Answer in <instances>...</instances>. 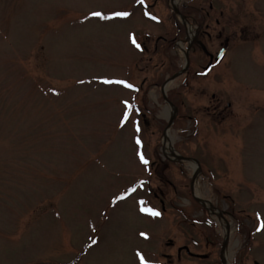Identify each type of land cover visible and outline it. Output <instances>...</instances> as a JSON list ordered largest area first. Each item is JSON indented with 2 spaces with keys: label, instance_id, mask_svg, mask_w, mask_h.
<instances>
[{
  "label": "rangeland",
  "instance_id": "374dc122",
  "mask_svg": "<svg viewBox=\"0 0 264 264\" xmlns=\"http://www.w3.org/2000/svg\"><path fill=\"white\" fill-rule=\"evenodd\" d=\"M219 3L197 46L179 1L0 0V264H264V0Z\"/></svg>",
  "mask_w": 264,
  "mask_h": 264
},
{
  "label": "flooded vegetation",
  "instance_id": "af4514ba",
  "mask_svg": "<svg viewBox=\"0 0 264 264\" xmlns=\"http://www.w3.org/2000/svg\"><path fill=\"white\" fill-rule=\"evenodd\" d=\"M165 1H167V0H165ZM177 1L181 2L179 9H178L181 17H183V19L185 18L187 22L191 23V26H193V27L195 26V33L198 35V38H197L196 42L194 39L193 44L196 43L197 46H201V43H200L201 37H203L204 34L206 35L207 39L211 40L212 34L209 32V30H210L209 28H212L211 30H213V31L217 30V28H213L212 23L214 24V26L215 25L218 26L220 24L219 17L222 16L223 12H224L223 6H221V3H219V0H177ZM222 1L225 2V0H222ZM255 2H256V0H253V3H255ZM174 23H175L174 28L176 29V31L179 32V31H181V29H184V26H183L181 21L179 23V21L176 20ZM224 30H225L224 27L219 28V31H216L217 34L215 33L214 36L216 37V36L221 35ZM231 34L232 33L229 34L230 37L224 36L222 41L219 43L220 44L219 49L222 47H225L227 50L229 48ZM199 38H200V40H199ZM193 47H194V45H193ZM219 49L217 50V52L214 55L209 54L208 62L204 65V67H202V69L206 68L208 70V73H210L217 65V61L215 59H216V55L218 54ZM196 74H197L196 71L188 68V72L186 74V78H188L187 82H186L187 83L186 86L189 85V81H188V80H190L189 76L191 75V78H194L193 76H196ZM205 110H207V111L212 110L213 112L211 115L212 116L216 115V114L214 115L215 110L213 108L211 109L209 107H205ZM217 115L219 117H221L223 115V112L218 111ZM188 118L190 120H192L193 116H188ZM214 208H215V210H217L216 207H214ZM200 209L203 211L205 209V207L203 205H201ZM217 211L219 212L218 217L220 219L222 218L223 221L225 222V224H227L228 222H227V219L225 218L224 212H220L219 210H217ZM209 237H211V236H209ZM209 237H207V245L208 246L211 243V241H208ZM215 237H216V235H215ZM214 243H216V240ZM184 247H186V246H183L179 251H183ZM185 253L188 255L187 251H185ZM191 254H193L192 258L197 259L198 261L199 260L206 261V260L210 259V257H211L210 253H208V254L199 253L198 254V253L192 252ZM195 255H198V256H195ZM169 264H171V263H169Z\"/></svg>",
  "mask_w": 264,
  "mask_h": 264
},
{
  "label": "bare ground",
  "instance_id": "6f19581e",
  "mask_svg": "<svg viewBox=\"0 0 264 264\" xmlns=\"http://www.w3.org/2000/svg\"><path fill=\"white\" fill-rule=\"evenodd\" d=\"M175 2L177 1V0H174ZM190 28V27H189ZM190 30V29H189ZM188 30V35L190 36V34L192 33V30L191 31H189ZM166 138H165V142L163 143L164 144V149H166V151H168V150H170V145H169V139H168V132H167V136H165ZM196 193V192H195ZM197 194V193H196ZM198 195V194H197ZM197 197V196H196ZM199 202H200V204L199 205H204L205 207H206V209H207V211H208V213L210 212V213H212V214H214V215H218L219 214V212L218 211H216V210H214L215 208L212 206H210L207 202H205V201H200V200H198ZM222 219V218H221ZM229 225L228 224H225V222L223 221V219L221 220V227H222V229H223V231L225 230V227H228ZM228 256V253H224V257H227Z\"/></svg>",
  "mask_w": 264,
  "mask_h": 264
},
{
  "label": "water",
  "instance_id": "95a60500",
  "mask_svg": "<svg viewBox=\"0 0 264 264\" xmlns=\"http://www.w3.org/2000/svg\"><path fill=\"white\" fill-rule=\"evenodd\" d=\"M183 71H184V70H182L181 72H179L176 76H178L179 74H181ZM175 112H176V111H175ZM172 121H173V117L171 118V120H170V122L168 123V125L171 126ZM175 157H177V156L175 155ZM177 158H178V161H181V158H182V157H177ZM183 159H184V158H183ZM184 160H186V159H184Z\"/></svg>",
  "mask_w": 264,
  "mask_h": 264
},
{
  "label": "snow or ice",
  "instance_id": "6c2138e0",
  "mask_svg": "<svg viewBox=\"0 0 264 264\" xmlns=\"http://www.w3.org/2000/svg\"><path fill=\"white\" fill-rule=\"evenodd\" d=\"M97 15H99V14H97Z\"/></svg>",
  "mask_w": 264,
  "mask_h": 264
}]
</instances>
